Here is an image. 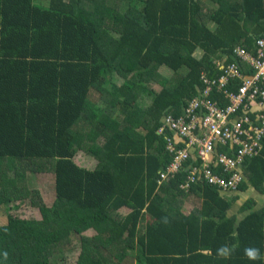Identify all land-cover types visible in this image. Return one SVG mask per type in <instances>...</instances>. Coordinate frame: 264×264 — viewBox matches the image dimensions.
<instances>
[{
  "label": "trees",
  "instance_id": "trees-1",
  "mask_svg": "<svg viewBox=\"0 0 264 264\" xmlns=\"http://www.w3.org/2000/svg\"><path fill=\"white\" fill-rule=\"evenodd\" d=\"M263 41L264 0H0V264H51L71 238L74 264H264V203L229 214L248 189L264 195V138L227 197L181 189L192 159L168 172L159 134L204 76H221L216 62L257 58ZM31 168L52 173L48 205L27 186ZM190 197L200 202L185 210ZM26 198L38 218L8 213ZM221 245L236 246L229 258Z\"/></svg>",
  "mask_w": 264,
  "mask_h": 264
},
{
  "label": "built area",
  "instance_id": "built-area-1",
  "mask_svg": "<svg viewBox=\"0 0 264 264\" xmlns=\"http://www.w3.org/2000/svg\"><path fill=\"white\" fill-rule=\"evenodd\" d=\"M258 46L257 58L236 49L233 62H216L221 76L202 78L205 88L188 103L185 115L162 119L159 134L171 157L168 172L182 170L192 159L181 189L203 182L220 192H235L244 180L245 164L259 155L264 138V41ZM234 83L237 90H229ZM160 178L168 179L167 173Z\"/></svg>",
  "mask_w": 264,
  "mask_h": 264
},
{
  "label": "rangeland",
  "instance_id": "rangeland-1",
  "mask_svg": "<svg viewBox=\"0 0 264 264\" xmlns=\"http://www.w3.org/2000/svg\"><path fill=\"white\" fill-rule=\"evenodd\" d=\"M195 56H196V58H199L201 56V53H196ZM159 74L165 78H171L173 75L170 71H168L167 69H163V68H161L159 70ZM116 83L120 84V81L117 80ZM159 89L160 88L158 86H154V91L158 92ZM75 162L78 165H81V164L84 165V167L91 165V164H88L87 161L82 159L81 155L75 159ZM26 180H27L28 188L34 192L36 191L37 194H39L41 201L45 205H48L53 198V191H52L53 176H52L51 171L45 170V169L40 170V169H36V168H31V170L26 171ZM184 191L186 192V191H188V189L187 190L184 189ZM234 194L239 195L238 192H234V193L223 192L222 195L227 196V197H231ZM31 196H33V195H31ZM259 196H264V195L260 194ZM259 196H258V198H262ZM192 199H193V197H190L188 199L189 202L183 205V208L185 210H189L190 208H192V206L194 204L200 202L197 198L191 202ZM239 204L240 203H238L237 201L235 203H233V206H232L231 210L229 211V214L238 212ZM15 205H17V207L12 208ZM5 212H6V207H1L0 213L2 216H4ZM8 213L11 214L13 217H18V218H34V217L38 218L39 217L36 208L32 207L29 204L28 198L22 200L21 203L11 204L10 205V212H8ZM238 214H239L240 218L243 216V213H238ZM1 219L3 220L4 218H1ZM84 234L89 236L92 234V232L86 231V232H84ZM75 242H76V240L71 238V243L68 244V247L62 251L57 252L55 255L51 256L49 258V262L51 264H58L59 260H63L64 264H74V261L77 257V254H78V249L74 246V244H76ZM128 262H129V264H135L134 260L129 259Z\"/></svg>",
  "mask_w": 264,
  "mask_h": 264
},
{
  "label": "clouds",
  "instance_id": "clouds-1",
  "mask_svg": "<svg viewBox=\"0 0 264 264\" xmlns=\"http://www.w3.org/2000/svg\"><path fill=\"white\" fill-rule=\"evenodd\" d=\"M235 245L229 246V245H221L218 249H217V256L218 257H223L225 259L229 258L232 254V252L235 250ZM7 252L3 253V256L5 259H7ZM244 255L249 259V260H258L261 258V253H260V249L255 248V247H246L244 249Z\"/></svg>",
  "mask_w": 264,
  "mask_h": 264
},
{
  "label": "crops",
  "instance_id": "crops-1",
  "mask_svg": "<svg viewBox=\"0 0 264 264\" xmlns=\"http://www.w3.org/2000/svg\"><path fill=\"white\" fill-rule=\"evenodd\" d=\"M260 194H258V193H256V192H254L252 189H248L247 191H246V193H245V195H241L240 196V199L237 201L238 203H242L246 198H248V197H253L257 202H258V205L260 206V205H262L263 203H264V199H263V197L264 196H259ZM258 196L259 197H262V198H258ZM193 201V200H192ZM191 201V202H192ZM190 202V203H191ZM186 203H188V201L186 202ZM185 203V204H186ZM240 204H239V206H240Z\"/></svg>",
  "mask_w": 264,
  "mask_h": 264
}]
</instances>
